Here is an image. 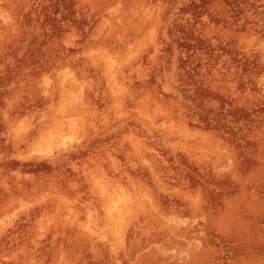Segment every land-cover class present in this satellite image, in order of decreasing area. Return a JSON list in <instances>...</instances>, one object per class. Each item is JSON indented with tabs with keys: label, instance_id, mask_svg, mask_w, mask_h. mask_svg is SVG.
<instances>
[{
	"label": "rangeland",
	"instance_id": "1",
	"mask_svg": "<svg viewBox=\"0 0 264 264\" xmlns=\"http://www.w3.org/2000/svg\"><path fill=\"white\" fill-rule=\"evenodd\" d=\"M0 264H264V0H0Z\"/></svg>",
	"mask_w": 264,
	"mask_h": 264
},
{
	"label": "bare ground",
	"instance_id": "2",
	"mask_svg": "<svg viewBox=\"0 0 264 264\" xmlns=\"http://www.w3.org/2000/svg\"><path fill=\"white\" fill-rule=\"evenodd\" d=\"M110 208V207H109ZM112 212V211H111ZM111 216V215H110ZM112 217V216H111ZM113 218V217H112ZM117 221V220H116ZM110 224H112V223H110ZM121 225V224H120ZM119 224H113V225H111L112 226V228L111 229H113V231L115 232V234L117 233L118 235H120V234H122L123 233V230H122V227L120 226ZM110 229V230H111Z\"/></svg>",
	"mask_w": 264,
	"mask_h": 264
}]
</instances>
